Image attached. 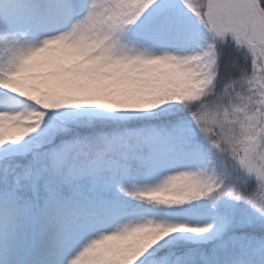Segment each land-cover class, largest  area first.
Returning <instances> with one entry per match:
<instances>
[{"label":"snow or ice","instance_id":"snow-or-ice-1","mask_svg":"<svg viewBox=\"0 0 264 264\" xmlns=\"http://www.w3.org/2000/svg\"><path fill=\"white\" fill-rule=\"evenodd\" d=\"M0 264H264V0H0Z\"/></svg>","mask_w":264,"mask_h":264}]
</instances>
